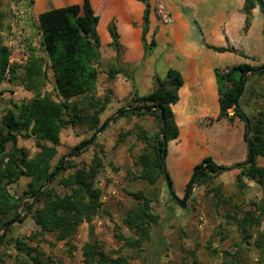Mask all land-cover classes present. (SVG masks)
I'll list each match as a JSON object with an SVG mask.
<instances>
[{
    "label": "trees",
    "instance_id": "obj_1",
    "mask_svg": "<svg viewBox=\"0 0 264 264\" xmlns=\"http://www.w3.org/2000/svg\"><path fill=\"white\" fill-rule=\"evenodd\" d=\"M26 1L31 7L36 3V0ZM137 1L145 6L141 43L144 57H148L157 45L155 38L151 42L147 40L152 6L149 0ZM108 4L110 15L115 12L116 6L114 0H109ZM258 7L264 14L260 0H244L242 13L246 17L245 31L251 27L254 10ZM38 21L39 25L36 29L41 35L44 55H37L36 50L30 48L21 81L25 89L33 93L34 97L26 103L15 104L4 115L0 126V227L3 226L5 219L11 218L9 222L14 220L22 203L28 199L33 203L25 204L24 210L27 215L21 217L18 222L24 223L28 215H31L39 230L29 237L16 241L17 249L21 252L17 256L18 264H50L43 259L39 249H33L27 243V241L41 243L46 235L53 236L57 243L64 242L76 249L72 243L84 224L90 226L92 241L83 247V264H126V259L123 257L117 259L109 257L93 239V222L104 210L103 190L97 186L96 181L105 167V162L98 152L95 151L94 158L88 166L78 167L69 161L45 188V184L63 163L61 160L55 167L53 166L58 155L61 132L87 126L94 136L102 128L101 116L108 111L111 100L108 95L103 99L88 97L89 91L93 90L91 87L96 81L97 70L99 69L112 81L118 76L128 77V74L117 64L122 60L124 46L116 19H113L108 26L111 46L116 50V61L107 70L99 64L101 40L98 27L101 16L98 15L93 0H82L80 4L48 11L41 14ZM192 24L203 37L198 22L193 20ZM3 43V38L0 36V86L6 81L15 82L20 79V67L11 62L9 52ZM204 45L208 50L217 53H236L233 47H217L206 42ZM252 68L254 67L250 64L242 63L215 70L220 113L217 120H211L208 124L212 126L214 122L222 119H227L232 124L236 119L244 122L248 158L252 144L254 160L252 165L244 167L243 162L228 168L218 165L211 157H206L194 167L186 186V194H188L193 186L208 185L226 171L238 169L240 172L235 182L241 194L249 189L250 182H254L262 189V199L253 202L254 209L238 220L243 235L242 241L235 244L237 249L235 254L224 251L222 264H240L239 254L245 246L252 245L254 230L260 228L264 221V166H259L257 162V159L264 158V108L260 109L257 115L250 116L243 108L242 97L238 100L239 106L235 105L245 82V74ZM49 71L54 77V95L49 92L42 94V89L49 82ZM263 74L264 71H261L251 76ZM129 79L135 90L130 106L134 111L121 108L119 114L123 118L130 115L151 116L159 122V131L154 137H148L145 132L138 134V139L143 141L145 150L135 159V166L140 168L135 179L157 188L161 178H165V170L168 171V145L180 136L172 106L179 102V91L184 86V77L180 71L169 69L166 79L158 78L157 86L145 96L138 93L135 79L132 76ZM248 82L249 78L245 86ZM231 111L233 116L230 115ZM162 116L165 119L164 123ZM24 135L33 136L38 141L40 152L35 158L30 157L27 149L18 146L19 137ZM129 135V132L122 134L119 142H124ZM87 142L89 140L82 142L75 150ZM94 144L95 142L90 147ZM82 153L83 151L75 157H79ZM70 169L73 171L69 176L60 177V174ZM22 178L30 179L28 189L21 198H16L11 194L10 187ZM129 195L138 202L124 220V225L131 235H119L118 239L129 248L142 251L144 245L152 238V226L157 224L151 213V203L154 200L142 192H130ZM231 219L236 218L231 217ZM259 243L261 245L262 241L259 240ZM219 253V250H212L214 256ZM0 264H2L1 258Z\"/></svg>",
    "mask_w": 264,
    "mask_h": 264
},
{
    "label": "rangeland",
    "instance_id": "obj_2",
    "mask_svg": "<svg viewBox=\"0 0 264 264\" xmlns=\"http://www.w3.org/2000/svg\"><path fill=\"white\" fill-rule=\"evenodd\" d=\"M93 1L98 15L101 16L99 25L101 57L99 64L107 70L116 61V50L111 46L108 27L106 28L105 25L109 17L114 16L115 12L120 14L119 9L125 3V0H114L116 9L110 15L109 0ZM80 3H82V0L79 3H75L74 0H39V4L45 6L44 10H40L41 5L38 9L36 3L31 7L26 0H0V36L3 38L4 47L9 52L11 62L20 67V79L18 81H6L0 86V126L4 115L15 104L26 103L34 97L33 93L25 89L21 81L24 76L23 67L27 62L30 48L36 50L37 55H44L41 47V35L36 29V26L39 25V16L51 10ZM129 6L134 11V20L132 21L131 30L121 24L122 34L120 35L124 50L121 62L117 63L128 74V77L119 76L112 81L102 74L99 69H96V81L91 87L93 90L88 93L89 98L95 97L96 99H103L106 95L110 96L111 101L108 111L101 116V126L107 120L114 117L118 118L98 136L92 147L85 149L79 157L69 160L76 166L83 167L91 164L95 151L104 158L105 167L96 181L97 186L103 190L104 210L93 222V239L97 241L100 249L109 257L113 259L123 257L126 259V264H222L224 251L235 254L237 250L235 244L242 241L243 235L239 229L238 220L244 218L250 210L254 209L253 202H259L262 199V189L254 182H250L249 189L241 194L235 182L240 171L230 169L208 185L193 186L194 191L187 203V208L183 209L172 198L165 178H161L157 188L135 179L140 172V168L134 164L135 159L145 150V145L143 141L138 139V134L145 132L148 137H154L159 131V122L151 116L138 117L130 115L123 118L119 114V110L121 108L132 110L130 106L135 90L129 77L132 76L135 79L138 93L141 96L148 95L153 91L157 86L158 78L161 80L166 79L167 73L164 70V54L162 53H165L163 50L167 49L168 45L163 48L164 42L159 41L154 52L150 56L144 57L141 43L143 16H140V11L136 12V6ZM181 11L184 18H191V23L195 20L185 9L182 8ZM253 14L251 27L245 31L244 26L240 36L248 35L254 27L255 34L264 38V14L260 7L255 9ZM199 17L197 19L201 23L211 24L212 22L207 15H199ZM244 18L246 23L245 15ZM118 20L119 22L122 21L120 16ZM118 20L116 19L117 26ZM155 20L159 21L154 11L153 21L151 18V24L154 23L153 27L155 25L159 26V23ZM175 23L176 20L174 19ZM174 24L167 28L174 27ZM153 38H155L154 32L149 33L147 36L148 42H151ZM210 39L219 42L215 35H212ZM242 41L236 42V45L231 44L229 41L227 46L235 48L236 53H229L222 60L229 65L240 64L241 61H244V63L248 62L254 68L262 66V60L261 62L258 61L259 58L254 54L256 51L258 52L260 43L255 39L251 41L252 43L244 48L251 55H246L245 51L243 52L244 49L239 46ZM222 43L226 44L225 41ZM248 78L249 82L245 86L242 104L245 112L253 116L264 108V74L249 75ZM45 92L55 94L54 77L51 71H49V82L42 89V94H45ZM230 115L233 116L232 111ZM210 121V119L205 120L203 124L208 126ZM222 128L224 129L223 132L220 128L213 131L212 140L209 139L212 142L210 150L215 153L219 152L221 162L227 164L233 161L234 153L225 151L220 145L221 139L225 138L226 134L228 138H231L230 132H225L227 128L224 126ZM127 132L130 135L124 142L120 143L121 135ZM93 134L87 126L63 130L60 135L58 155L53 162V166L55 167L59 161L67 158L82 142L90 140ZM25 136L19 137L18 146L27 149L30 157L35 158L40 152L38 141L33 136ZM194 138L197 140L198 136ZM199 139L201 138L199 137ZM205 148L200 144L198 150H193V158L197 157L196 154L200 155ZM183 156V154L174 153L167 166L173 182V189L181 200H184L187 195L186 188L183 189L186 177L183 172L185 168H182L185 162ZM257 162L259 166H264V158L257 159ZM72 171V169L64 171L63 174H60V177H67ZM189 173L190 171H187V175ZM29 182L30 179L22 178L10 187L11 194L16 198H21L28 189ZM213 190H216V192H212ZM130 192H142L148 198L154 200L151 203V213L157 224L152 226V238L144 245L142 251L131 249L118 239L119 235H131L124 225V220L128 212L134 209L138 202L129 195ZM32 203V201L26 199L22 203L18 214L21 217L27 215L24 210L25 204ZM231 217L236 219H231ZM10 219H5L3 226L0 227V237L3 236L5 223L9 222ZM38 230L39 228L31 215H28L24 223L18 222L13 225L0 242L2 264H18L17 256L21 252L17 249L16 241L29 237ZM254 232L252 245L245 246L239 254L240 264H264V221L261 227L255 229ZM91 239L90 226L84 224L80 227L72 243L76 249L64 242L57 243L51 235H46L41 243L36 241H27V243L31 248L39 249V252L43 254V259L50 264H83V247L86 243L92 241ZM259 240L262 241L261 245ZM212 250H219V255L214 256Z\"/></svg>",
    "mask_w": 264,
    "mask_h": 264
},
{
    "label": "crops",
    "instance_id": "obj_3",
    "mask_svg": "<svg viewBox=\"0 0 264 264\" xmlns=\"http://www.w3.org/2000/svg\"><path fill=\"white\" fill-rule=\"evenodd\" d=\"M80 1L74 0L75 3H79ZM159 1H163L166 4L176 23L174 27L167 28L155 20L159 23V26L155 25L153 27L154 23H152L149 33L154 32L157 43L156 47H158L159 41L164 42L163 48H166L165 45H168L167 49L163 50L165 53H162L164 54L163 63L165 65V72L167 73L169 69H176L184 77V86L179 91V102L172 106L175 120L180 130V136L168 145L167 166L174 153L184 155L183 160L185 162L183 166L185 167L182 166V168H185L183 169L186 176L183 188L185 189L191 179L194 167L206 157H211L218 165H224L228 168L243 163L248 158V146L244 139V122L236 119L234 124H232L227 119H222L214 122L212 126L203 124L205 120H217L219 117V92L215 70L229 66V64L222 60L229 53H217L208 50L204 42L217 47H228L229 41L231 44L236 45V42L244 39L241 45H239L244 49L255 39L260 43V48L254 54L259 58L258 61L261 62L262 60V65L264 64V38L255 34L254 27H252L248 35L243 36L244 38L240 36L245 26V18L241 12L244 0H149L152 6V21L155 5ZM40 5L39 0H36L37 9ZM129 5H132V7L136 6L138 8H136V12L140 11V16H143L145 6L142 2L125 0V3L119 9L120 14L115 12L114 16L109 17L105 27L107 28L113 19L118 20L120 16L122 21L119 22L118 20L117 26L120 31L119 33L122 34L121 24H124L127 29L131 30L134 11L130 9ZM44 7L42 4L40 10H44ZM182 8L198 22L203 37L200 36L196 27L190 22L191 18H184L181 11ZM199 15H207L212 21L211 24L199 22V19H197L200 18ZM209 25L210 27H208ZM157 27L158 29H156ZM212 35H215V38L219 39V42L212 41L210 39ZM109 41H111L110 38ZM223 41H225V45L222 43ZM243 52L246 55H251L246 49ZM242 63L244 61H241L240 64ZM247 64L249 63L247 62ZM222 126L227 128L228 131L226 130L225 132H230L231 138H228L226 134L225 138H220V145L225 151L234 153L233 161L227 164L221 162V154L219 152L215 153L210 150L212 142L209 139H211L213 131H217L220 128L223 132ZM195 136H198L197 140L194 138ZM200 144L206 148L200 155L196 154L197 157L193 158V150H198ZM187 171H190L188 175Z\"/></svg>",
    "mask_w": 264,
    "mask_h": 264
},
{
    "label": "water",
    "instance_id": "obj_4",
    "mask_svg": "<svg viewBox=\"0 0 264 264\" xmlns=\"http://www.w3.org/2000/svg\"><path fill=\"white\" fill-rule=\"evenodd\" d=\"M262 6L264 7V3H263V0H260ZM261 71H264V66H261V67H256V68H252L250 70H248L245 74V82L243 83L241 89H240V92H239V95H238V98L237 100L235 101V105L238 107L239 106V102L238 100L243 96L244 94V90H245V84H246V80L248 78L249 75L253 74V73H259ZM128 111H134L133 109L132 110H128ZM122 116V115H121ZM118 117H114L112 119H110L104 126H102V128H100V130L93 136L92 139L89 140V142H87L86 144L80 146L79 148H77L76 150H74V152H72L71 154H69L67 156V158H65L63 160V163H62V166L60 167V169L56 172V174L54 176H52L48 182L45 184V188L48 187V185L52 182V180L56 177V175H58L62 170L63 168L65 167L67 161L73 159L78 153L84 151L85 149H87L88 147H90L94 142L95 140L98 138V136L100 134H102L109 126L111 123H113ZM165 119H164V116H162V123H164ZM252 144L250 145V150H249V158L246 162L243 163V166L244 167H247V166H250L252 165L253 163V154H252ZM165 174V179H166V182H167V186H168V190L172 196V198L178 203V205L183 208V209H186L187 208V203L193 193V188H190L188 194L186 195V197L184 198V200H181L175 193L174 189H173V185H172V182H171V179L169 177V174H168V171L165 170L164 172ZM21 218V215L18 214L17 217L12 220L11 222L7 223L5 226H4V232H3V236L0 237V242L4 239V237L8 234L9 230L12 228L13 225H15L16 223H18V221L20 220Z\"/></svg>",
    "mask_w": 264,
    "mask_h": 264
},
{
    "label": "built area",
    "instance_id": "obj_5",
    "mask_svg": "<svg viewBox=\"0 0 264 264\" xmlns=\"http://www.w3.org/2000/svg\"><path fill=\"white\" fill-rule=\"evenodd\" d=\"M154 11L157 19L162 25L171 27L174 24V18L163 1H159L156 4Z\"/></svg>",
    "mask_w": 264,
    "mask_h": 264
}]
</instances>
